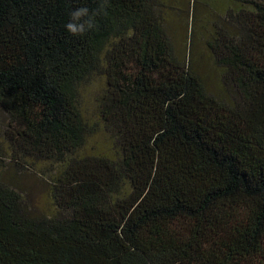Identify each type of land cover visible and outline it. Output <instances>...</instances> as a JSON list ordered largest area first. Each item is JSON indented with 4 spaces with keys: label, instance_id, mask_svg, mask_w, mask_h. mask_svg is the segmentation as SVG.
<instances>
[{
    "label": "trees",
    "instance_id": "trees-1",
    "mask_svg": "<svg viewBox=\"0 0 264 264\" xmlns=\"http://www.w3.org/2000/svg\"><path fill=\"white\" fill-rule=\"evenodd\" d=\"M222 1L177 53L171 0H0V264H264V0Z\"/></svg>",
    "mask_w": 264,
    "mask_h": 264
},
{
    "label": "rangeland",
    "instance_id": "rangeland-1",
    "mask_svg": "<svg viewBox=\"0 0 264 264\" xmlns=\"http://www.w3.org/2000/svg\"><path fill=\"white\" fill-rule=\"evenodd\" d=\"M171 0L172 5L176 8L168 11L166 9H161L162 13L168 18L167 28L171 33L172 42L177 53L184 52L186 47V52L190 51L189 46V32L192 28V15L193 12H197L196 20H199L201 24H205V27L201 29L200 35L203 38L207 36V28L210 26L211 13L220 0ZM222 6L226 7L227 2L225 0ZM222 1V2H223ZM223 7H220V12L223 13ZM180 9V10H179ZM199 28H196V41L193 48L192 54V64L197 72L202 76V80L212 93L227 96L226 88L222 83V74L220 70L213 63V58L208 55V51L203 48V44L198 41ZM206 50V51H205ZM102 82L95 81L88 87L87 92H90L84 97V107L88 112L94 114V99L97 98L96 91L101 92ZM98 92V93H99ZM217 96V95H215ZM97 143H103L104 140L101 137L96 138ZM93 143V142H92ZM91 143V144H92ZM96 143V144H97ZM33 175V174H32ZM30 177L18 176V181L25 187L28 196L29 207L35 213L38 214H48L51 209L50 200L48 198V191L44 183L38 179L35 175Z\"/></svg>",
    "mask_w": 264,
    "mask_h": 264
},
{
    "label": "clouds",
    "instance_id": "clouds-1",
    "mask_svg": "<svg viewBox=\"0 0 264 264\" xmlns=\"http://www.w3.org/2000/svg\"><path fill=\"white\" fill-rule=\"evenodd\" d=\"M105 4L107 0H104ZM104 5L102 4L101 7ZM98 14L93 13L89 15L87 7H79L71 12L70 20L65 24V29L71 35L79 36L84 35L87 31L93 30L96 27L95 16Z\"/></svg>",
    "mask_w": 264,
    "mask_h": 264
}]
</instances>
